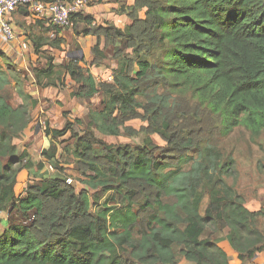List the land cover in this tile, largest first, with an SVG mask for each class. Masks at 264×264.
Here are the masks:
<instances>
[{"label":"trees","instance_id":"16d2710c","mask_svg":"<svg viewBox=\"0 0 264 264\" xmlns=\"http://www.w3.org/2000/svg\"><path fill=\"white\" fill-rule=\"evenodd\" d=\"M121 11L131 20L123 30L96 26L83 13L70 18L75 34L96 38L92 63L107 64L101 40L114 46L109 82L97 83L83 57L58 65L40 50L59 49L58 33L48 36L58 29L31 38L45 60L31 68L35 86L57 87L67 75L72 99L101 96L84 130L74 119L42 131L50 139L70 134L79 176L70 178L87 190L66 184L50 144L41 158L57 175L15 195L17 175L31 164L14 142L38 99L0 50V264H229L222 239L240 262H252L264 254V210L250 211L227 182L235 180V160L219 139L238 130L250 142L264 136V0H134ZM8 80L21 101L15 107L3 90ZM132 120L146 125L135 130L126 125Z\"/></svg>","mask_w":264,"mask_h":264},{"label":"rangeland","instance_id":"374dc122","mask_svg":"<svg viewBox=\"0 0 264 264\" xmlns=\"http://www.w3.org/2000/svg\"><path fill=\"white\" fill-rule=\"evenodd\" d=\"M94 1L95 0H90L89 6ZM45 34H46L45 32L38 31L37 29H34V28H33V31H32V28H24L21 33L17 34V36H18L19 40H25V41H28L30 43V45L27 47V49L21 50L18 43L16 42V44L9 45L7 47L8 49L5 48L3 50L5 52H9L8 57H9L10 61L12 62V64H14V66L24 76H27V75H25L24 72L22 71L23 62H26V64H28V66H26V68L30 72H31V68L33 67V65L35 66V65L41 64V60H40L41 57L35 55L33 52L31 37L41 36V37L45 38L44 37ZM109 46H111V47H109ZM117 46H121V45L118 44ZM108 47H109L110 52L108 53L107 56H108V58H110V61L107 62L106 66H111V64L116 65L115 62L111 61V59L114 60V58H113V54L115 51L114 46L111 44H108L107 46L104 47L105 52L108 50ZM44 50H46V51H44ZM42 51L46 52L47 54H50V56H52V58L54 59L55 64H58L60 61H62L65 58V56H67V53L69 56L72 57V59L73 58L74 59L75 58L81 59L83 57L89 71H91L94 74V78H95L96 82L102 83L104 80L103 78H104L105 74L102 73V75H99V71L96 70V69L100 68L101 64L98 62L92 63L93 62L92 59H91L92 60L91 62L88 61V58H85L84 53H79L78 51H75V50L73 51V48L71 47V45L66 48L65 43H64L63 47L61 46L58 49V52L55 51L54 49L49 48L48 46H45L42 49ZM32 55L35 56V58H34L35 60L33 63L32 62L30 63L28 61V59ZM86 55H89V57L91 58V54L89 53V50H87ZM100 70H102V69H100ZM29 79H30V77H29ZM29 79L26 83H24V88L27 92L33 94V92L35 91V90H33V87L35 85L30 84ZM73 87H74V85H72L71 89H73ZM3 90L9 96L8 102L13 107H15L21 103L20 99L16 95L15 85L13 83L11 84L10 80H8V82L4 86ZM48 91H51L52 93H51V95L46 96V93H48ZM53 92L54 91L48 89L45 91V97H44V95L39 96V94H38V96H36V98L38 99V102H39L38 104H40V103H42V105L44 104V106L42 107L43 114H40L39 116H37V111L33 110L31 112V125L32 126L30 128L33 129L35 126H37L38 135L35 136L32 133L31 136L33 138L28 143H24L22 141V138L19 140H16L15 141L16 143L18 142L20 145H24V146L28 147L30 145H33L34 143H37L38 139L43 136L42 128H44V126H45L44 125V121H45L44 113L52 107L55 108L56 105L58 107H63L62 103L55 102V100H53ZM62 92L63 93L65 92V97H67L69 100L68 106H65L68 111L64 112V115L68 116V114H70L69 118L71 121L67 120V122H73L74 119L72 116H75L76 119H78L81 123V125L79 126L80 130H84V128L86 127V123H87L88 111H90V110L96 111V110H99L101 107L100 106V102H101L100 94L96 95L94 98L87 100V101H80V100L78 101V100L72 99L66 90L61 89L60 93L62 94ZM36 116H37V118H36ZM33 118H34V120L32 122ZM65 124L66 123H64L62 125V128H64ZM126 125L132 127L135 130H139L142 126H145L146 123L142 122L141 120H132V121L127 122ZM51 126L52 125L50 124V127ZM65 138H67V137H65ZM65 138H64V140H66ZM100 138L103 141H105L107 143H112V144L130 142L129 139L124 138V137H120V138L115 139V138H111V137L100 136ZM151 139L159 147H164L165 143L159 137L153 135V136H151ZM21 142H23V143H21ZM65 142L59 143L58 141H55V145L58 147V151L61 154L58 158L59 162H60L59 165L62 166V168L66 170V175L69 177L67 179H69L71 181V184H73L77 190H79V189H86L87 190V188L85 186L80 185L79 183L73 181L72 178H70V177L77 178L79 176H74V175L70 174L71 172H75L74 171L75 165L73 163V158H72L71 153H70L71 152L70 148L73 144V140L67 138V141H65ZM49 144H52V143L49 142ZM219 144H220V146H219L220 149L224 150L223 152L225 154L232 153L233 159L235 160V169H236L235 180L229 178L227 180V182L229 184L234 183L235 189L238 191V193H240L243 196V198L245 199L247 204L254 202V203L259 205V209L264 210V136L260 137L255 142H250L248 139L247 133L244 132L243 130H238V131H234V133H232L231 135H229L226 138L219 139ZM39 151H40L39 147H37L36 150L33 151V154H32L33 160H37L38 158H41L40 154H38ZM46 165H48V163H46V161H45V166ZM50 165L53 168V172H49L47 170V167H45L47 172L51 176L57 175V171L55 170L53 164H50ZM28 185H31V184H27V186ZM32 185H34V184H32ZM27 186H25V187H27ZM97 199H98L99 203H103L107 200V195L106 194L97 195ZM206 203H207V199H204V201L201 205V211H200L201 213H202ZM0 218L1 219L6 218V215L2 214L0 216ZM262 225L264 226V221H262ZM4 226H5V224L1 223L0 230H2V227H4ZM223 234L224 233L219 234V236H221ZM222 240H224V239H222ZM178 264H190V263L181 260ZM246 264H250V263H246Z\"/></svg>","mask_w":264,"mask_h":264},{"label":"crops","instance_id":"0c3cea01","mask_svg":"<svg viewBox=\"0 0 264 264\" xmlns=\"http://www.w3.org/2000/svg\"><path fill=\"white\" fill-rule=\"evenodd\" d=\"M47 1H54V0H47ZM133 4H134V0H95L90 6H88L83 11V14L91 16L93 18V24L96 26L105 27L107 24H110V25H113L114 27H116L120 30H123L124 28L131 25V20L128 18V16L124 12L121 11V6H125L126 8H129V7H132ZM138 16H139V18H143V12H140L138 14ZM6 18H7V21L10 23V25L12 26V28L16 34L21 33L24 28H32V31L34 28V29H37L38 31H41V32H45V31L47 32L46 29H48L50 27L46 19H35L33 17V15H31V13L29 12V9L27 7H22L20 9H18L16 12L9 14ZM49 32H48V34H49ZM57 33H58L57 37L61 38L62 43H63V44L61 43L62 45L60 44V47L61 46L63 47L64 43H65L66 48L71 45V47L73 48V51L75 50V51H78L79 53H84L85 58H88V61H90V62L93 60L92 56L90 58L89 55H86V52H87V50H90L91 48H93L96 45V38L95 37L77 35L72 30V28L58 29ZM34 37L35 36H33V38ZM38 37H41V36H38ZM54 38H51V39H54ZM11 44H16V42H14V43L8 42L0 35V50L3 53L5 52L3 50ZM109 47H111V46H109ZM109 47H108V50L105 52L104 43L101 40L100 49L103 51L104 56L107 59L106 62L110 61V58H108V56H107L108 53L110 52ZM43 48L44 47H42V49ZM42 49H40V50L42 51ZM51 49H53V48H51ZM54 50L58 52V49H54ZM44 51H46V50H44ZM4 54L8 57L9 52H5ZM48 55H50V54H48ZM34 58H35V56L32 55L28 59V61L30 63L31 62L33 63L35 60ZM70 59H72V57L69 56L67 53V56H65V58L58 63V65H64ZM40 60H41V64L35 65V66L33 65V67H38V68L43 67L45 65V60L42 58ZM111 61L116 63V60L111 59ZM26 66H28V64H26V62H23L22 71L24 72L25 75L30 77L29 83L34 84L33 78L31 76V72L28 71ZM111 66L107 67L106 64H101L100 68L96 69L97 71H99V75H102V73L105 74L104 78H103L104 79L103 82L106 81V78L108 76H111V71L115 67V65L111 64ZM100 69H102V70H100ZM90 73L94 77V74L91 71H90ZM72 85H73V83L70 81L69 77L67 75H65V76H63V82L60 83L57 87H49V88H45V89H41L37 86L33 87V90H35V91L33 92V94L30 93L31 95H34L36 97L39 94V96L44 95V97H45V91L49 89V90L54 91L53 92V100H55V102H60L63 104V107H58L56 105L55 108L52 107L44 113V115H45L44 125L47 126L48 128H50L52 130H61V129H63L62 125L64 123H66L67 120L71 121L69 118L70 114H68V116L64 115V112L68 111L65 106H68L69 100L67 97H65V92L64 93L62 92V94L60 92H61V89L66 90L70 96V93L72 91V89H71ZM51 93H52L51 91H48V93H46V96L51 95ZM43 106H44V104L42 105V103H40L34 109V111H37V116H39L40 114H43V111H42ZM37 116H36V118H37ZM72 117H73V119H76L75 116H72ZM33 120H34V118L32 119V122H33ZM50 124L52 125L51 127H50ZM31 126L32 125L30 122L27 129L23 132V135L21 138H22V141L24 143H28L29 141H31V139L33 138L31 136L32 133L35 136L38 135L37 126H35V127L33 126L34 127L33 129L30 128ZM43 129L44 128H42V130ZM65 137L71 139L69 133H67L63 137L56 138V139H50V137H46L43 134V136L38 139L37 143H34L33 145H30L28 147L24 146V145H20L18 142L17 143L14 142V144L17 147V154L18 155L26 154L27 158L31 164L30 168L22 170L17 175V183H16V186L14 188V193L16 196L22 195V193L26 189L25 186H27V184L38 183L42 178H46V177L51 176L47 172V170L49 172H51L48 169V167L51 166L50 165L51 163L47 162L44 158H38L37 160H33V155H32L33 151H35L36 148L39 147L40 151L38 154H40V156H41V152L43 150H46L49 148V146H50L49 142H50L56 147L57 157L59 158V156L61 154L58 151V147L55 145V141H58L59 143H64L65 141H67V138H65ZM64 138L66 140H64ZM23 142H21V143H23ZM45 161H46V163H48V165H46V166H45ZM37 164H41L42 168L39 169V167H37ZM45 167H47V170ZM246 207L250 211L259 210V205L254 203V202H251L250 204L248 203L246 205ZM218 245L228 256L229 264H246V262L242 263L238 260L237 254L230 248V246L226 240H221L218 243ZM250 264H264V254L256 255V257L254 258V260L252 262H250Z\"/></svg>","mask_w":264,"mask_h":264},{"label":"built area","instance_id":"2783aa9c","mask_svg":"<svg viewBox=\"0 0 264 264\" xmlns=\"http://www.w3.org/2000/svg\"><path fill=\"white\" fill-rule=\"evenodd\" d=\"M90 0H0V35L8 42H17L21 50H26L30 45L28 41L19 40L17 34L7 21V16L22 7H27L35 19H46L49 26L56 29L70 28V18L83 13L89 6ZM57 32L49 33V38L56 37ZM111 76L106 81H111ZM48 169L52 172L51 166ZM66 184L71 181L66 179Z\"/></svg>","mask_w":264,"mask_h":264},{"label":"water","instance_id":"95a60500","mask_svg":"<svg viewBox=\"0 0 264 264\" xmlns=\"http://www.w3.org/2000/svg\"><path fill=\"white\" fill-rule=\"evenodd\" d=\"M70 174L74 175V176H78L77 172H71Z\"/></svg>","mask_w":264,"mask_h":264},{"label":"bare ground","instance_id":"6f19581e","mask_svg":"<svg viewBox=\"0 0 264 264\" xmlns=\"http://www.w3.org/2000/svg\"><path fill=\"white\" fill-rule=\"evenodd\" d=\"M146 63V62H145ZM89 108V107H88Z\"/></svg>","mask_w":264,"mask_h":264}]
</instances>
